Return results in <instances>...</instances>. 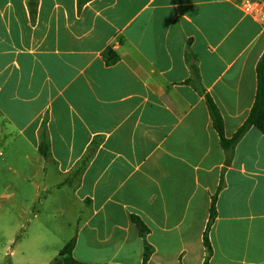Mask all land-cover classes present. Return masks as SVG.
I'll use <instances>...</instances> for the list:
<instances>
[{"label":"crops","instance_id":"1","mask_svg":"<svg viewBox=\"0 0 264 264\" xmlns=\"http://www.w3.org/2000/svg\"><path fill=\"white\" fill-rule=\"evenodd\" d=\"M244 1L0 0V146L17 158L7 187L25 196L21 214L74 227L25 237L8 264H48L28 262L30 249L53 244L54 261L72 239L83 264H142L145 241L149 264H204L213 197L209 264H264V135L250 128L227 161L205 99L231 139L264 52ZM193 64L203 94L187 82Z\"/></svg>","mask_w":264,"mask_h":264},{"label":"rangeland","instance_id":"2","mask_svg":"<svg viewBox=\"0 0 264 264\" xmlns=\"http://www.w3.org/2000/svg\"><path fill=\"white\" fill-rule=\"evenodd\" d=\"M6 151L0 146V264H8L12 260L11 251L16 252L17 258L21 255V245L25 243V237L32 236L33 234H39L41 232H47V241H51L54 236L64 238H70V234L74 231V227L70 230H62L60 228V221L49 219L46 216L40 219H35L33 213L21 214L20 206H27L25 196H22L20 189H12L7 187L8 181H14L15 176L7 170L10 164H16V157L12 155L11 150ZM14 176V177H13ZM13 191L19 195V202L14 201L8 197ZM36 191L32 188L28 190V199L33 198ZM22 197V198H21ZM20 204V205H19ZM37 206V205H35ZM77 221V218L73 220V223ZM44 230V231H43ZM68 232V233H67ZM67 233V234H66ZM13 240V242H11ZM53 246V244H51ZM51 245L47 243V248L40 246L35 252L39 255H35L30 249V255L26 256L28 262H53L50 256L54 253Z\"/></svg>","mask_w":264,"mask_h":264},{"label":"trees","instance_id":"3","mask_svg":"<svg viewBox=\"0 0 264 264\" xmlns=\"http://www.w3.org/2000/svg\"><path fill=\"white\" fill-rule=\"evenodd\" d=\"M104 57L107 63H111V64L117 62L120 58L119 55L113 52L111 49H108L104 52ZM187 57L189 58V60L193 58V56L190 53H187ZM256 76H257V89H256L254 104L252 106L248 118L231 139H227L224 135V123L219 109L215 105L211 96L205 94L206 104L209 110L211 121L214 129L216 130L220 138L221 146L227 155V161L230 159L235 145L250 128H256L264 135V52L256 65ZM187 82L191 84L200 93L202 94L205 93L201 84L198 68L194 64L191 65V78ZM215 217H216V197H213L208 225L203 235V244L207 252V256L205 258L204 264H209V258L212 254V246L210 243L209 231L211 225L215 220ZM132 219L138 228L140 236L145 239L148 233V228L138 217L133 216ZM74 245H75V239L70 240L60 250L59 254L54 259L52 264H83L76 261L73 258ZM152 253H153V248L150 245H148L145 241V249L143 253L142 264H149L148 262Z\"/></svg>","mask_w":264,"mask_h":264},{"label":"built area","instance_id":"4","mask_svg":"<svg viewBox=\"0 0 264 264\" xmlns=\"http://www.w3.org/2000/svg\"><path fill=\"white\" fill-rule=\"evenodd\" d=\"M241 9L244 14L264 26V0H245L241 4Z\"/></svg>","mask_w":264,"mask_h":264}]
</instances>
